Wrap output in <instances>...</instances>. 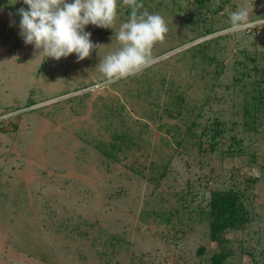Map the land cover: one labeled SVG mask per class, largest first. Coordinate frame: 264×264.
Returning <instances> with one entry per match:
<instances>
[{
	"label": "rangeland",
	"instance_id": "374dc122",
	"mask_svg": "<svg viewBox=\"0 0 264 264\" xmlns=\"http://www.w3.org/2000/svg\"><path fill=\"white\" fill-rule=\"evenodd\" d=\"M142 3L168 27L165 40L152 49L154 61L142 82H151L150 95L141 87L142 75L107 83L97 68L119 48L115 33L130 16L123 0L113 28L85 26L100 46L79 62L75 53L57 61L25 44L17 10L28 6L23 0H0V264H205L196 249L205 244L208 227L196 222L192 231L183 227L187 233L175 236L172 223L161 221L160 214L179 210L176 220L186 219L180 196L186 194L190 208L199 210L206 206L208 188L234 182L244 190L253 220L230 234L235 255L230 261L264 264V166L252 163L260 144L244 130L240 111L242 90L264 78L263 69H252L264 63L259 58L264 0ZM241 7L253 8L250 23L229 33V14ZM207 42L208 54L223 65L217 76L218 66L204 71L198 58L193 61L195 51H188ZM234 76L243 80L234 85ZM171 86L197 109L183 108L182 115L171 117L165 111ZM112 109L117 114L108 117ZM216 116L227 127L236 122L234 132L243 138L237 156L222 153L227 138L217 151L204 152L193 145L196 138L184 134L192 121L198 122L199 134ZM173 125L180 132L175 137L167 131ZM122 130L131 137L129 149L118 161L105 158L96 140L110 141ZM250 177L258 181L246 189ZM192 215L196 220L199 214ZM243 217L237 206L216 220L240 227Z\"/></svg>",
	"mask_w": 264,
	"mask_h": 264
},
{
	"label": "trees",
	"instance_id": "16d2710c",
	"mask_svg": "<svg viewBox=\"0 0 264 264\" xmlns=\"http://www.w3.org/2000/svg\"><path fill=\"white\" fill-rule=\"evenodd\" d=\"M143 0H140L142 2ZM200 5L204 4V0H195ZM223 8V4L220 3L218 5V9ZM219 10H216V12ZM127 13L131 12V9L128 8ZM256 18V17H255ZM211 28H205V32L210 33ZM203 34V33H202ZM210 42L204 43L198 47H193L192 49L188 51H195L192 53V58L195 63L199 61V64L201 65V69L205 71L207 65H213L219 67V69L216 68V76L222 72V64L219 62H216V59L214 56H210L207 52L208 46ZM246 58L250 59L252 62H256V58L250 57L247 53H245ZM198 58V61L196 62V59ZM259 58H264V54H262ZM193 62V63H194ZM150 68V67H149ZM147 68L144 73L141 75V84L146 79L148 80L146 76ZM256 73H258L261 69L264 71V63L263 67L261 66H254L252 67ZM145 74V75H144ZM249 74V73H247ZM140 76V75H139ZM137 76V77H139ZM136 77V76H132ZM216 79V78H214ZM163 80V79H162ZM239 80L242 81L243 78H237L234 76V85L239 83ZM171 82L170 84H172ZM264 78L261 79V81H256L255 83H248L250 86V89H243L242 94L243 95V101L241 103L242 107L240 111L242 112V126L245 131H251L253 134H255V140L259 142L260 146L256 147L255 152L252 154V163H260L262 166H264ZM146 84V83H145ZM142 84L141 87H146V94L150 95L151 92V82L147 81V85ZM140 91V89H137ZM168 94V100L165 102L166 108L165 111L171 116L176 118L178 115H182V109L184 108L185 111H194L197 109V105L189 106L186 97L184 93L178 92L176 88H173L172 86L166 90ZM234 94V92H233ZM87 97V95L74 98V99H81ZM209 95L206 96V100L204 102V105L207 103V101H210ZM34 102L29 103L26 106L32 105ZM173 106V108H172ZM110 117H115L117 113L114 112V109L108 110ZM174 111L175 113H173ZM152 117V116H150ZM227 123L222 120L220 117L213 118L212 121L201 125L200 133L197 134L195 131V128L199 125L196 120L191 122L190 126L186 127V130L184 131V134L186 136H190L193 138H196L195 142H193L194 146H198L200 150H203L204 152L210 151L215 152L218 150L219 146L221 144L227 143V139H229V145L228 148H225L222 150V153L226 154L228 153L230 156H237L240 152H242L243 147V138L239 137L235 134V124L236 122L233 121L231 123L230 127H227ZM174 126L168 127L167 131L172 132V136L175 137L177 132L174 129ZM3 129L0 128V131ZM206 138L205 140H203ZM132 142L131 137L129 136L127 130L122 131H115L112 139L110 141L107 140H96V143L94 144L95 147L100 151V153L109 160H119L120 156L122 154H125V149L130 147V143ZM178 145H182L181 141H176ZM207 143V146H205ZM160 176L164 175V172H159ZM152 180H157L160 178L150 177ZM258 181V178L250 177L248 179V189L251 187L250 184L255 183ZM205 186L208 187L207 184ZM205 193V192H204ZM203 193V198L205 197ZM206 196V206L204 208H200L199 210H195L190 208V203L187 201V195L183 194L180 196L181 200H184V203L182 204L183 209H187L188 216L186 219L180 218L181 221H179L181 226L178 224V221L176 220L178 217L175 213H178L179 210H175L174 212L170 211L166 214H160L161 217L160 220L163 219L167 221V223H172L171 225V231L174 232L175 236L178 233L186 234V230L192 231L193 229V223H199L203 224L204 226H207L208 229L204 233L205 235V244L200 245L196 249V256H198L201 260L204 261L205 264H233L230 259L234 257V248L231 244V238L230 234L234 232L235 230H238L237 228L241 230H245V228L252 222L253 216L251 215L250 211L247 209L245 200H244V190L241 189L237 184L228 187V188H208ZM188 206V207H187ZM237 206H240L242 208V211L244 213V217L241 220L240 227L237 226H230L227 224H220L217 222V218H223L226 214L230 213L233 209H236ZM193 211H196L199 215L196 220H193ZM157 216V214H155ZM185 227L186 230L183 228ZM183 228V229H182ZM113 239H115L119 243L121 240L120 238H117L116 236H112ZM214 243L213 247H210V244ZM115 245V244H113ZM244 250H242V253ZM241 255V253H240ZM251 256H253L251 254Z\"/></svg>",
	"mask_w": 264,
	"mask_h": 264
},
{
	"label": "clouds",
	"instance_id": "9594fccd",
	"mask_svg": "<svg viewBox=\"0 0 264 264\" xmlns=\"http://www.w3.org/2000/svg\"><path fill=\"white\" fill-rule=\"evenodd\" d=\"M15 3V2H14ZM17 14L20 35L25 44L34 45L46 57L60 60L75 53L77 62L89 58L94 44L86 25L113 28L118 0H23ZM131 9L129 19L115 33L119 48L104 56L97 68L107 83L139 76L154 61L152 49L163 42L168 32L164 18L149 13L140 0H123ZM251 7H241L229 14V33H237L250 23Z\"/></svg>",
	"mask_w": 264,
	"mask_h": 264
}]
</instances>
